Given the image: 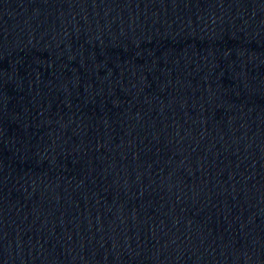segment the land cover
Returning <instances> with one entry per match:
<instances>
[{
	"label": "water",
	"instance_id": "95a60500",
	"mask_svg": "<svg viewBox=\"0 0 264 264\" xmlns=\"http://www.w3.org/2000/svg\"><path fill=\"white\" fill-rule=\"evenodd\" d=\"M0 264H264V0H0Z\"/></svg>",
	"mask_w": 264,
	"mask_h": 264
}]
</instances>
